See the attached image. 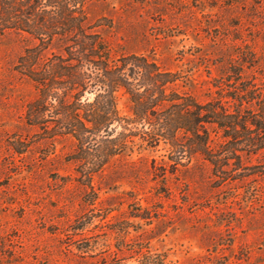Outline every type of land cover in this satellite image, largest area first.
<instances>
[{
    "label": "rangeland",
    "instance_id": "rangeland-1",
    "mask_svg": "<svg viewBox=\"0 0 264 264\" xmlns=\"http://www.w3.org/2000/svg\"><path fill=\"white\" fill-rule=\"evenodd\" d=\"M93 11L112 18L117 55L193 75L200 100L218 97L220 81L224 91L255 84L264 97V0H100ZM30 44L0 32V264H149L159 254L165 264H264V176L218 187L194 158L164 186L151 171L153 157L169 161L162 143L110 159L90 204L85 167L70 160L74 138L27 122L37 91L15 65ZM118 106L129 113L121 94ZM77 219L88 221L83 230Z\"/></svg>",
    "mask_w": 264,
    "mask_h": 264
},
{
    "label": "trees",
    "instance_id": "trees-1",
    "mask_svg": "<svg viewBox=\"0 0 264 264\" xmlns=\"http://www.w3.org/2000/svg\"><path fill=\"white\" fill-rule=\"evenodd\" d=\"M99 1L0 0V32L32 41L15 65L37 91L27 122L47 137L74 138L70 160L85 167L80 172L93 191L90 204L99 198L95 177L110 159L157 151L162 143L169 161L153 157L151 171L164 186L180 167H193L194 158L211 165L218 187L264 176V161H253L264 149L262 91L255 84L224 91L220 81L219 96L203 101L190 90L198 86L193 75L163 68L143 53L117 55L107 32L112 18L93 11ZM120 94L127 114L119 109ZM87 222L79 219L75 229ZM165 256L149 264H165Z\"/></svg>",
    "mask_w": 264,
    "mask_h": 264
}]
</instances>
